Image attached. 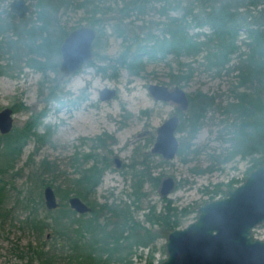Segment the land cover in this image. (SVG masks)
<instances>
[{"label": "rangeland", "instance_id": "1", "mask_svg": "<svg viewBox=\"0 0 264 264\" xmlns=\"http://www.w3.org/2000/svg\"><path fill=\"white\" fill-rule=\"evenodd\" d=\"M9 1L0 0V11L8 8ZM25 1L28 5V11L24 16L25 23L39 25L36 0ZM65 1L66 3L63 2L56 11L53 23L45 31L46 34L54 35L48 36V44L51 46L57 45L58 36L55 35L78 25L89 24L91 4L83 6L78 5L81 0ZM97 5L100 8L109 5L114 9L121 5V0H100ZM157 7L158 2L152 0L143 13L131 11L124 21H132L133 24L138 25L142 21L146 23L148 20H161L163 16L157 12ZM113 11L101 14L102 22L93 25L98 37L97 40L95 37L91 44V59L65 80H58L56 69L42 72L25 62L28 56L32 55L38 59L42 56L23 53L16 64L6 67L10 63L6 59L8 54L0 52V64L4 66L3 72H0V108L3 106L14 108L12 128L20 127L31 114L43 110L44 113L39 116V122L34 130L38 134L45 133L48 137L47 141L39 143L30 135L22 145L13 167L1 176L4 182H0L3 183L0 204V264L154 263L165 255L163 242L168 229L158 223L150 224L145 220L144 213L149 204L155 212L160 211L165 203L163 197L176 209L188 208L177 225L183 226L194 218L198 204L222 195L213 191L215 183H225L233 178L231 185L233 186L247 173L246 169L251 164L250 155L241 157L237 153L225 158L230 149V142L225 139L230 135L226 124L233 120V115L225 114L222 107L228 101L235 100L230 90L232 84L236 82L235 71L221 69L215 73L213 70L205 69L202 64L203 51L193 57H179L180 61L190 62L192 67L190 76L179 83L170 80L171 74L178 72L177 60L171 54L150 60L143 58V67L137 73L116 64L111 69L110 59L116 57L125 45L112 30ZM2 15L7 14L4 12ZM95 15L98 16V13ZM10 19L20 26L23 25L15 15L10 16ZM201 29L206 30V27ZM43 33L40 31L35 40L40 41ZM6 34L16 39L13 33L5 31L0 34V41H3ZM102 56L105 58H101ZM51 57L59 62L58 55ZM100 65H105L104 71L96 69ZM184 68L185 65L182 66V69ZM54 81L56 97L46 98L49 87ZM150 82L166 84L168 87L178 84L184 89L188 99L189 95L197 90L212 98L211 106L204 112L199 128L189 140L187 151L184 153L176 151L170 159H164L158 153L150 151L155 127L172 113L178 115L180 122L187 115V108L182 110L171 101L153 98L147 90V84ZM102 86L114 88L113 96L99 99L98 90ZM142 130L147 132L137 135ZM103 133L111 136L105 137V146L94 145L95 136H103ZM175 135L178 141L181 139L186 141V126L176 129ZM80 137L86 139L81 140ZM85 152L105 154L109 164L104 169L99 182L83 198L70 190L75 185L69 179L78 176L70 162L71 158L77 154L76 156L81 159L80 154ZM113 156L120 161L118 167H115L111 160ZM253 156L258 157L259 153H253ZM42 158L48 160L53 168L40 174H31L32 162L37 164ZM91 162L92 160L88 158L86 161H79L76 166L82 169ZM131 163L134 169H143L146 166L150 176H158L157 184H152L148 180L143 181L141 190L144 195L136 201L138 207L131 202L133 169L129 167ZM165 175H170L174 183L167 194L160 195L159 181ZM40 181L52 187L58 204L68 205L67 197L76 195L89 207L91 202L118 207L127 205L132 218L150 227L154 234L156 233L155 238L147 245L132 244L129 249H122L118 254L121 259L118 260L112 259L108 263H78L74 258L67 257L69 249L66 242L63 244L61 240H54L48 229L38 233L23 227L21 221L30 207L28 190H31L35 200L39 191L42 203L41 191L44 184L37 185ZM56 185L59 186L58 193L55 190ZM65 188L69 189L67 190L69 192L63 197ZM223 188L225 189V186ZM39 212V215L43 213L40 209ZM72 215L76 217L79 213L74 211ZM86 216H88L87 212L83 214V217ZM105 218H114L107 208L100 212L98 222L101 223ZM74 227L76 223L73 224L72 228ZM252 233L264 238V221L257 224L252 229ZM28 242L40 252L27 250L25 246ZM45 256L51 261H44Z\"/></svg>", "mask_w": 264, "mask_h": 264}, {"label": "trees", "instance_id": "2", "mask_svg": "<svg viewBox=\"0 0 264 264\" xmlns=\"http://www.w3.org/2000/svg\"><path fill=\"white\" fill-rule=\"evenodd\" d=\"M99 1L81 0L78 5L91 4L90 25L101 23V14L114 10L112 30L125 45L116 57L110 59L112 60V64L109 65L111 69L116 64L137 73L143 67V58L150 60L171 54L177 60L178 72L172 73L170 80L179 83L186 80L192 71L190 62L180 61L179 57H193L203 51L202 64L205 69L213 70L215 73L221 69L234 70L236 82L232 84L230 90L235 100L228 101L222 107L225 114L233 115V120L226 124L230 135L225 139L230 142V149L225 158L237 153L241 157L250 155L251 164L246 171L264 162V0H154L158 2L156 10L163 19L148 20L146 23L142 21L138 25L133 24L132 21H124V18L131 11L143 13L152 0H121V5L114 9L109 5H105V8L98 7ZM63 2L66 3L65 0H36L35 5L39 7L37 17L43 26L49 18L48 8L54 11ZM97 13L98 16L95 15ZM203 27H206V30H202ZM27 33L29 42L26 46L29 53L37 57L42 56L38 59L31 55L28 58V64L42 72L47 69L55 70L57 63L49 58V53L53 50L46 48L45 37L42 36L40 41L35 40L37 34H40L38 27L31 23ZM10 45L7 44V47ZM13 45L16 49V45ZM183 65H185L184 69H182ZM96 69L104 71L105 65L97 66ZM3 70L4 68L0 66V72ZM55 86L54 81L49 87L46 98L56 97ZM211 103V96L198 90L189 95L187 115L177 126V129L186 126L187 140L179 141L177 152L187 151L190 145L189 140L199 128L204 112ZM43 113L42 110L31 114L23 127L0 134V182H4L1 176L13 167L22 145L30 135L34 136L39 143L48 140L45 133L38 134L34 130L39 122V116ZM94 140V145L105 146L104 136L97 135ZM256 152L259 153L258 157L253 156ZM88 158L92 160L89 166L82 169L76 166L79 161H86ZM105 161V154L98 155L96 152H89L81 159L74 155L70 162L78 176L69 179L75 185L70 190L85 198L99 182L105 166L108 165ZM32 163L31 174H40L53 168V165L44 158L37 164ZM132 166L133 163L129 165L130 169L133 168ZM131 176V202L138 207L136 201L144 195L141 190L143 181L148 180L152 184H157L158 176H150L146 166L143 169L133 168ZM233 180L230 178L225 183H215L213 191L223 194L225 190L223 186L230 187ZM41 183L47 184L40 181L37 185ZM2 184L0 183V204ZM58 189L59 186L56 185L57 193ZM67 190L69 189H64L63 197L68 195ZM28 191L30 207L21 221L24 224L23 227L38 233L48 229L54 240H61L63 244L66 242L69 249L67 257L74 258L78 263H108L112 259L118 260V258L121 259L118 254L122 249H129L132 244L147 245L155 238L156 233L154 234L150 227L132 218L127 205L118 207L91 202L89 210L86 211L88 216L83 217L85 212H82L74 217L72 215L74 210L65 203H59L54 208H46L43 204V208V198L41 203L39 191L36 200L31 190ZM162 199L165 200L162 210L155 212L151 204L146 207L145 220L150 224L158 223L170 229L180 223L181 216L188 211V208L176 209L168 199L163 197ZM105 208L111 211L114 218H105L100 223L98 216ZM39 209L43 211L40 215ZM74 223L76 227L72 228ZM25 247L32 252H40L29 242ZM44 261L50 262L51 259L45 256Z\"/></svg>", "mask_w": 264, "mask_h": 264}, {"label": "water", "instance_id": "3", "mask_svg": "<svg viewBox=\"0 0 264 264\" xmlns=\"http://www.w3.org/2000/svg\"><path fill=\"white\" fill-rule=\"evenodd\" d=\"M9 8L22 16L27 3L25 0H10ZM95 34L96 30L90 24L78 25L67 31L59 44L58 79L70 77L91 58ZM147 90L153 98L171 101L182 110L188 106V96L178 84L168 87L150 82ZM114 92V88L102 86L98 97L101 100L110 98ZM11 120V108H0L1 133L9 130ZM178 123V115L172 113L155 127L151 152L164 159L175 155L179 144L175 135ZM173 183L170 175L162 177L159 194H167ZM41 194L46 208L58 205L49 184L43 185ZM66 201L78 213L89 210V206L76 195L68 196ZM263 221L264 162L248 170L237 184L225 188L222 195L198 204L192 220L168 229L163 242L165 255L153 264H264V238L252 233V229Z\"/></svg>", "mask_w": 264, "mask_h": 264}, {"label": "flooded vegetation", "instance_id": "4", "mask_svg": "<svg viewBox=\"0 0 264 264\" xmlns=\"http://www.w3.org/2000/svg\"><path fill=\"white\" fill-rule=\"evenodd\" d=\"M26 2V1H25ZM27 3V2H26ZM60 6H58V7H56L55 8V10L53 11V10H50V8H48L49 9V18H47V22H46V24H45V26H43L42 25V23L40 22V24L39 25H35V26H37L38 27V29L42 32H44L43 34H42V36L43 37H45V39H46V41H47V47L46 48H49V50L50 49H52L53 51L52 52H50L49 53V58L51 59V60H53L52 59V57L51 56H54V55H58L59 57H60V59H61V55H60V52H59V44H60V42H61V40H62V38L65 36V34L67 33V31H65V33H63V35H62V32L60 33V34H57V35H55V36H58V42H57V45L56 46H51V45H49L48 44V36H54V35H51V34H46L45 33V31L47 30V27H49L50 25H51V23H53V18L55 19V13H56V11L58 10V8H59ZM37 11H36V13L38 12V10H39V7H37V9H36ZM27 11H28V5H27V10L22 14V16H19V15H17V13L15 12V11H13V10H11L10 8H9V4H8V8L7 9H5L4 11H0V34H3V33H5V31H10L11 33H13V35H15L16 36V39H12V36L10 35H8V34H6V36L3 38V41H0V52H6L7 54H8V57L6 58L7 60H9V62L12 64H10V63H8L7 65H6V67H12L13 66V64H16V61H17V59H19V57H20V55L21 54H23V53H25V54H29V50H28V47L26 46L27 44H28V42H29V39H28V30H29V26H30V23L29 22H26L25 23V20H24V16H25V14L27 13ZM6 13L7 15L6 16H3L2 15V13ZM13 15H15L17 18H18V21H22L23 22V25L22 26H20L18 23H14L11 19H10V16H13ZM40 25H42V27H40ZM14 26L16 27L15 29H14ZM93 26V25H92ZM73 28V27H72ZM71 29V28H70ZM96 30V29H95ZM96 35V34H95ZM95 38V37H94ZM94 38H93V40H94ZM92 40V41H93ZM7 44H11L9 47H7ZM13 44H15L16 45V49L14 48V45ZM92 44V43H91ZM54 48H56V49H54ZM7 49V50H6ZM56 50L58 51V52H56ZM92 57V56H91ZM28 58H29V56L25 59V62H26V64L27 65H29L28 64ZM60 59H59V62H60ZM91 59V58H90ZM89 59V60H90ZM88 60V61H89ZM56 63H57V61L56 60H54ZM87 61V62H88ZM59 62L56 64V67H58V64H59ZM86 62V63H87ZM85 63V64H86ZM84 65V64H83ZM82 65V66H83ZM0 66H1V68H4V66L3 65H1L0 64ZM81 66V67H82ZM80 67V68H81ZM80 68H78V69H80ZM77 69V70H78ZM77 70H75V72L77 71ZM56 71H57V68H56ZM74 72V73H75ZM73 73V74H74ZM72 74V75H73ZM69 78V77H68ZM65 79H67V78H64V79H58V80H65ZM55 89H56V86H55V88H54V93H55ZM56 94V93H55ZM189 100V99H188ZM4 107V106H3ZM8 107H10V106H8ZM20 107H25L26 108V106H21L20 105ZM11 108V116H12V113H13V110H14V108L11 106L10 107ZM38 113V112H37ZM35 114V113H34ZM26 121V120H25ZM24 121V122H25ZM24 122H23V124H24ZM23 124L20 126V127H23ZM37 125V124H36ZM20 127H14V128H12V120H11V126H10V128H9V130L7 131V132H4V133H1L0 132V134H5V133H9V132H12V131H16V130H18ZM36 127V126H35ZM34 127V128H35ZM147 132V130H142V131H140V132H138L137 133V135H141V134H144V133H146ZM97 136V135H96ZM96 136H95V138H96ZM103 136L104 137H108V136H110V135H108V134H106V133H103ZM111 137V136H110ZM80 139L81 140H83V139H86V137H80ZM154 139V138H153ZM105 142V141H104ZM89 152H85V153H81L80 155L81 156H84L85 154H88ZM77 155V154H76ZM79 158V157H78ZM107 158V156L105 157V159ZM117 157H115V156H113L112 158H111V160L113 161V163H114V165H115V167H118L119 165H120V161H119V159L117 158V161L115 160ZM82 161H84V160H82ZM107 164H109L108 163V161L106 160L105 161ZM108 167V165L107 166H105V169Z\"/></svg>", "mask_w": 264, "mask_h": 264}]
</instances>
